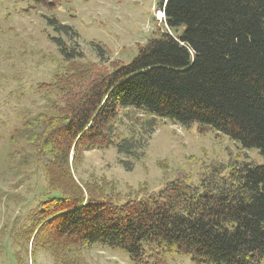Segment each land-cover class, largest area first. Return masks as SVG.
<instances>
[{
	"label": "trees",
	"instance_id": "trees-1",
	"mask_svg": "<svg viewBox=\"0 0 264 264\" xmlns=\"http://www.w3.org/2000/svg\"><path fill=\"white\" fill-rule=\"evenodd\" d=\"M16 1L29 2L30 14L55 12L69 0ZM156 11L166 27L138 45L128 64H104L101 42L94 43L101 63L87 59L78 32L42 14L60 59L52 80L33 87L43 104L22 115L9 157L15 169L40 167L58 195L40 202L14 235L27 256L42 250L54 264H90L85 252L102 246L133 264L176 257L264 264V164L253 165L244 152L258 149L264 159V0H161ZM167 120L226 136L244 151L226 162L190 156L177 168L159 160V190L142 183L123 194L106 177L77 179L86 152L111 147L132 171L130 160L147 158Z\"/></svg>",
	"mask_w": 264,
	"mask_h": 264
},
{
	"label": "rangeland",
	"instance_id": "rangeland-1",
	"mask_svg": "<svg viewBox=\"0 0 264 264\" xmlns=\"http://www.w3.org/2000/svg\"><path fill=\"white\" fill-rule=\"evenodd\" d=\"M161 0H69L55 12L40 9L27 14L31 4L16 0H0V264H54L40 250L27 256L15 242L14 235L28 224V215L42 201L58 194L48 187L44 171L33 165L19 170L9 157L15 150L13 132L21 127L22 115L38 111L43 100L33 87L50 82L60 59L57 45L50 36H57L42 14L56 15L79 34V43L87 59L101 63L95 42L106 48L105 62L119 60L130 63L138 54V45L154 38L157 28L164 29L156 7ZM160 13V12H159ZM67 39V38H66ZM244 151L241 144L226 136L210 132L199 135L196 127L188 130L167 120L152 135L147 158L133 160L134 169H125V155L113 147L86 152L84 162L75 170L77 179L106 177L118 182L123 194L129 187L148 183L152 190L164 185L159 160H168L172 168L183 166L188 157L216 155L228 161L230 154ZM248 161L263 165L258 149L245 150ZM195 169V168H194ZM198 172V169H195ZM197 183V178H194ZM16 252H19L18 261ZM90 264H133L124 253L96 246L85 252ZM172 264H194L189 257H176Z\"/></svg>",
	"mask_w": 264,
	"mask_h": 264
},
{
	"label": "bare ground",
	"instance_id": "bare-ground-1",
	"mask_svg": "<svg viewBox=\"0 0 264 264\" xmlns=\"http://www.w3.org/2000/svg\"><path fill=\"white\" fill-rule=\"evenodd\" d=\"M159 17L162 19L164 17V14L163 13H158Z\"/></svg>",
	"mask_w": 264,
	"mask_h": 264
}]
</instances>
